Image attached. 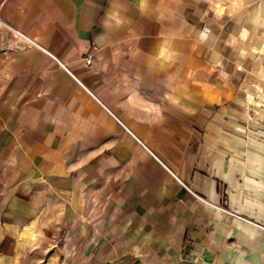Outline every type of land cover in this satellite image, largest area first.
I'll list each match as a JSON object with an SVG mask.
<instances>
[{
	"label": "crops",
	"instance_id": "0c3cea01",
	"mask_svg": "<svg viewBox=\"0 0 264 264\" xmlns=\"http://www.w3.org/2000/svg\"><path fill=\"white\" fill-rule=\"evenodd\" d=\"M0 3V264H264V0Z\"/></svg>",
	"mask_w": 264,
	"mask_h": 264
},
{
	"label": "built area",
	"instance_id": "2783aa9c",
	"mask_svg": "<svg viewBox=\"0 0 264 264\" xmlns=\"http://www.w3.org/2000/svg\"><path fill=\"white\" fill-rule=\"evenodd\" d=\"M1 6H2V3H0V26L5 23V20H4L3 16H2ZM15 31H16V34L19 35L20 37H22L25 41L39 44L35 40H33L31 37H29L26 33L22 32V31H20L18 29H16ZM181 183L183 184V186H185L188 190H190L199 199L208 202L202 196L196 194L193 190H191L185 183H183L182 181H181ZM208 203H210V202H208ZM210 204L212 206H214L217 210H219V211H221L223 213L229 214V215H231V216H233L235 218H238L240 220L249 222V223H251V224H253V225H255V226H257V227H259L261 229H264V225L263 224H260V223L254 221V220L249 219V218H246L245 216H243L242 214H240V213H238L236 211H233V210H231V209H229L227 207H224L222 205H217V204H212V203H210Z\"/></svg>",
	"mask_w": 264,
	"mask_h": 264
},
{
	"label": "rangeland",
	"instance_id": "374dc122",
	"mask_svg": "<svg viewBox=\"0 0 264 264\" xmlns=\"http://www.w3.org/2000/svg\"><path fill=\"white\" fill-rule=\"evenodd\" d=\"M256 89L259 90V91H262V92L264 93V87H263V86H260V87L257 86ZM256 100H257V98H256ZM260 100H261V103H262V104H261V103H260V104L263 105V103H264V98H262V99H260Z\"/></svg>",
	"mask_w": 264,
	"mask_h": 264
}]
</instances>
